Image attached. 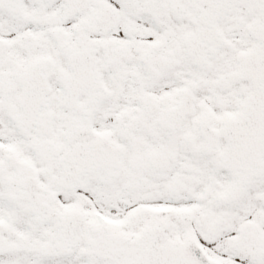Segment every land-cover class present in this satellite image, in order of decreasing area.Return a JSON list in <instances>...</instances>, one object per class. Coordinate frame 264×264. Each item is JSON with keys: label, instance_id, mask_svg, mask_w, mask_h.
Here are the masks:
<instances>
[{"label": "snow or ice", "instance_id": "1", "mask_svg": "<svg viewBox=\"0 0 264 264\" xmlns=\"http://www.w3.org/2000/svg\"><path fill=\"white\" fill-rule=\"evenodd\" d=\"M0 264H264V0H0Z\"/></svg>", "mask_w": 264, "mask_h": 264}]
</instances>
